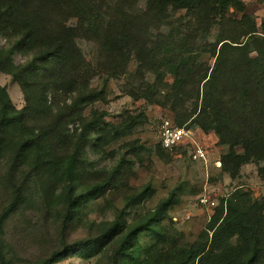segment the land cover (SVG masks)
Masks as SVG:
<instances>
[{
	"label": "trees",
	"instance_id": "trees-1",
	"mask_svg": "<svg viewBox=\"0 0 264 264\" xmlns=\"http://www.w3.org/2000/svg\"><path fill=\"white\" fill-rule=\"evenodd\" d=\"M146 1L164 11L168 8L183 10L199 25L218 28L209 50L215 57L211 69L194 68L191 58L183 51L174 53L167 48V71L173 82L164 103L155 99L156 102L164 106L169 104L171 111L176 113L175 125L186 124L187 128L212 132L219 145L227 146L220 161L224 173L234 178L241 166L255 164L257 175L264 181V39L259 38L256 26L243 14L244 3L241 0ZM230 9L241 13L240 21L226 18ZM107 10L109 13L90 0H0V37L8 41L6 48L0 47V71L20 85L27 104L22 110L15 109L6 87L0 86L2 180L12 187L16 173L22 169L32 173L38 179L40 195L51 207L59 201L65 205L64 224L83 205L100 198L106 191L104 183H95L82 190L77 184L74 164L90 139L89 130L108 126L111 131L109 142L112 137L131 132L138 124L136 118H129L113 126L103 120V114L85 120L81 117L83 109L103 99L109 79L127 67L131 55H136L141 63L151 64L150 59L157 58L164 50L157 39L153 43L149 36L142 38L131 27L128 17ZM58 16L76 18L78 24L75 27L61 25ZM199 28L197 25L196 29ZM78 37L101 39L105 54L109 55L106 77L102 78V87L98 90L90 89V68L76 43ZM244 37L247 39L242 45L239 41ZM252 52L255 56H250ZM15 53L30 56V59L16 65L12 59ZM163 63L166 65V59ZM42 78L53 85H42ZM158 80L161 83L162 77ZM194 89L196 93L192 94ZM48 90L72 95L73 100L70 105L56 110L49 123L37 128L28 126L26 110L30 108L31 111V106L46 107ZM224 97L237 99L236 108L229 106L230 101H223ZM184 98L194 101L189 110L181 104ZM180 107L182 112H179ZM75 121L79 122L80 131L69 135L67 125ZM71 144L72 152L63 153V147ZM237 147H240V153L235 151ZM57 188L60 196L54 193ZM10 197L0 211V264H14L5 224L23 204L19 187L10 191ZM178 204L179 201L170 195L145 218L132 223L127 222L125 209H122L96 237L73 244L62 240L58 251L34 264H54L71 255L89 259L114 242H117L115 253L120 257L118 264H264V203L252 200L249 193L238 190L230 195L226 207L215 213L194 243L174 246L155 252V255L150 252L145 260H140L138 237L147 234L158 244L166 243L160 223L168 208ZM234 237H238V241L231 244Z\"/></svg>",
	"mask_w": 264,
	"mask_h": 264
},
{
	"label": "rangeland",
	"instance_id": "rangeland-1",
	"mask_svg": "<svg viewBox=\"0 0 264 264\" xmlns=\"http://www.w3.org/2000/svg\"><path fill=\"white\" fill-rule=\"evenodd\" d=\"M241 1L245 7L243 14L254 23L259 38L264 39V0ZM90 2L101 6L106 12L107 8L110 9L111 14L125 15L129 18L131 27L142 38L149 36L153 43L157 39L156 42H160L164 50L157 58L150 59L152 65L143 61L141 63L136 55H131L127 67L121 68L116 77L109 79L103 99L88 104L83 109L81 117L85 120L93 115L103 114V120L113 126L129 118H136L138 124L131 132L112 137L109 142L107 140L111 131L108 126L100 125L89 130L90 139L74 164L77 184L82 190L95 183H104L106 191L100 198L83 205L68 223L62 222L65 205L59 201L51 207L46 198L40 195L38 179L32 173L22 169L16 173V181L10 187L7 181L2 180L0 171V211L11 199L10 191L17 187L23 203L5 224L6 239L14 264H34L51 252L58 251L62 240L66 244H73L96 237L122 209H125L128 223L140 221L170 195L179 204L168 208L160 223L167 242L158 244L155 238L141 234L138 237L140 260H145L150 252L155 255V252L174 246L184 247L194 243L206 230L215 213L226 207L227 200L236 190L249 193L252 200L264 203V181L257 175V165L241 166L234 178L224 173L220 161L227 152V146L219 145L212 132L204 133L197 127H190L188 130L191 131L192 144L201 147L204 158L193 159L191 152L194 149L186 148L190 141L188 139L172 150H164L158 142L162 122L167 120L174 124L176 118V113L171 111L168 103L164 106L156 102L164 103L173 82V77L167 71V48L174 53L183 51L186 57L191 58L194 68L211 69L215 57L211 56L209 50L218 34L217 26L199 25L196 20L186 16L183 10L173 11L168 8L164 11L146 0ZM227 17L238 22L242 16L240 12L230 9L226 13ZM59 20L64 26L75 27L78 24L76 18L62 16ZM197 25L199 29H196ZM128 31L130 32V28ZM246 39L247 37L240 39L239 43L243 45ZM102 42L95 38L76 39L89 64L90 89H100L102 78L106 77L109 55L105 54ZM3 46L6 48L8 41L0 37V47ZM218 48L219 46L216 53ZM204 50L207 52H200ZM250 56H255V53L252 52ZM12 59L14 64L22 65L30 56L15 53ZM165 59L166 65L163 63ZM161 77L162 82L159 83L158 79ZM41 80L42 85H53L48 79ZM0 86L6 87L15 109L22 110L27 106L20 85L2 71ZM140 93V97L136 99ZM195 93L196 89L192 91V94ZM199 95L200 104L202 83L199 84ZM185 98L181 104L185 110H189L194 101ZM45 99L46 107L36 108L29 104L31 111L30 108L26 110L25 116L28 126L37 128L49 123L50 116L65 105H70L73 96L48 90ZM223 99L230 101L229 106L236 108L237 99ZM179 112H182L181 107ZM80 128L79 122L75 121L74 124H68L66 130L69 135H74L79 133ZM72 144L63 147L62 152L70 154ZM235 151L240 153V147L235 148ZM54 193L60 196V189H55ZM52 197L55 198L54 195ZM203 199L206 200L205 204L201 202ZM131 201L133 203L129 205ZM237 241L238 237H234L231 244ZM116 243L109 244L89 259L71 255L54 264H118L120 257L115 253Z\"/></svg>",
	"mask_w": 264,
	"mask_h": 264
},
{
	"label": "built area",
	"instance_id": "built-area-1",
	"mask_svg": "<svg viewBox=\"0 0 264 264\" xmlns=\"http://www.w3.org/2000/svg\"><path fill=\"white\" fill-rule=\"evenodd\" d=\"M188 130H190V128H187L186 124L179 127L167 120H164L158 132V136H159L158 142L164 150H172L173 148L186 143V140L188 139L190 141L188 143V146H186V148L191 147L192 149H194L191 152L193 159L204 158V154L201 147L192 144L193 141L190 136L191 131ZM201 202L205 204L206 200L203 199L201 200Z\"/></svg>",
	"mask_w": 264,
	"mask_h": 264
}]
</instances>
